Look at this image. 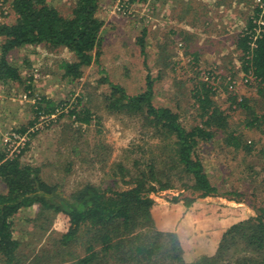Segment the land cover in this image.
Returning a JSON list of instances; mask_svg holds the SVG:
<instances>
[{"label":"trees","instance_id":"1","mask_svg":"<svg viewBox=\"0 0 264 264\" xmlns=\"http://www.w3.org/2000/svg\"><path fill=\"white\" fill-rule=\"evenodd\" d=\"M146 1L151 0H130ZM242 1L209 4L203 0L196 9L186 10L192 22L187 21L188 25L208 30L209 36L192 53L197 63L207 45L223 42L222 22L230 14L229 7ZM249 1L251 13L242 18L231 37L230 64L221 73L206 70L203 79L193 80L192 120L186 116L190 108L182 103L156 102V82L162 72L158 78L148 72L145 89L136 94L103 78L110 86L104 94L108 113L137 119L150 139L148 148L136 144L125 159L113 163L112 180L106 186L89 182L67 194L60 183L44 179L40 166L23 162L26 146H19V152L0 148V181L6 185L0 191L2 264H264V145L246 135L247 130L264 134V8ZM10 2L15 21L0 22V83L16 82L33 89V75L23 79L19 67L9 59L13 50L27 46L66 48L73 59L62 60L60 68L72 80L81 78L85 67L100 62L104 26L97 16L100 0H76L69 15L50 0ZM146 33L143 30L139 44L147 57ZM178 33L186 34L183 30ZM239 73L247 79L248 88H255V95L237 92ZM219 80L220 85L215 83ZM220 86L229 93L226 103L218 98ZM81 99L66 113L64 102L41 97L31 105L34 118L14 131L29 137L27 145L40 130L42 116L45 122H53L55 114L58 120L68 116L72 126H91L96 114L84 104L79 108ZM238 111L243 115L240 127L233 120ZM218 140L223 150L240 152L244 160L251 158L246 163L254 172L249 174L253 183L262 176L250 194L238 186L223 190L211 178L199 151ZM34 206L40 208L41 218L47 213L58 216L62 231L54 249H43L29 258L20 253L15 218ZM194 216L215 224L216 229L196 234L189 226Z\"/></svg>","mask_w":264,"mask_h":264},{"label":"rangeland","instance_id":"2","mask_svg":"<svg viewBox=\"0 0 264 264\" xmlns=\"http://www.w3.org/2000/svg\"><path fill=\"white\" fill-rule=\"evenodd\" d=\"M75 1L50 0L51 4L66 15L70 14ZM163 1L137 2L123 7L124 3L118 0H100L97 16L104 21L100 62L85 67L83 76L76 80L63 76L64 71L60 68L62 60L73 59V54L66 48L53 50L40 45L13 50L9 59L19 67L22 78L29 80L33 74L38 75H33V89H26L25 84L16 82L0 83V148L6 146L3 141L5 133L28 125L34 118L31 108L34 102L25 98L27 92L31 93L32 99L40 96L56 103L64 102L66 113L82 98L79 108L84 104L96 114L92 125L72 126L68 116H63L60 120L54 116L53 122L40 119V130L25 145L22 160L40 166L44 179L49 183H60L67 194L89 182L106 186L112 180L113 163L125 159V155L130 154L136 144L148 148L150 139L137 119L108 113L104 94L110 90V86L103 81L105 76L123 85L130 94H136L145 89L148 72L155 78L162 72L163 77L156 82V102L171 106L180 102L190 108L186 116L192 120L195 110L190 87L194 81L204 78L202 75L206 70L221 73L224 66L230 64L233 57L227 53L231 49V37L242 25V18L251 13L253 7L249 0H243L239 6L233 4L229 7L230 14L223 20L224 24L220 29L223 42L207 45L201 51L197 63L192 53L209 36L208 30L202 25H188L186 22L191 19L186 17L187 9L182 11L184 17L180 14L176 16L172 6ZM213 1L206 0L209 4ZM125 9L129 11L125 12ZM10 11L4 19L6 22L15 21ZM213 14L216 15V11ZM174 16L181 17V24H176ZM145 29L147 57L139 44ZM181 30L186 34L178 33ZM236 76L237 92L240 95H255V88H248L243 74ZM220 82L221 80L215 83L220 85ZM218 93L220 102L226 103L229 93L225 87L220 86ZM61 111L63 109L59 108V112ZM242 116L239 111L233 113V120L239 127ZM246 135L248 139L260 140V145H264L262 132L247 130ZM222 144L218 140L203 146L199 151L211 178L223 190L238 186L241 191L250 194L262 176L256 177L257 181L253 183L249 174L254 172L249 170L246 163L251 158L244 160V155L240 152L223 150ZM8 147L18 152L22 149L13 145ZM5 190L6 185L0 181V191ZM40 213V208L34 206L23 209L15 218V236L22 243L20 253L29 258L40 254L43 249H54V242L62 231L58 216L47 213L41 218ZM189 221V226L196 234L216 229L215 224L201 222V217L194 216Z\"/></svg>","mask_w":264,"mask_h":264},{"label":"built area","instance_id":"3","mask_svg":"<svg viewBox=\"0 0 264 264\" xmlns=\"http://www.w3.org/2000/svg\"><path fill=\"white\" fill-rule=\"evenodd\" d=\"M120 3H124L123 7H125L127 4L128 5H135L137 2H130V0H118ZM257 3L260 4L261 7L264 8V0H256ZM10 4L11 2L9 0H0V22L5 21V17L9 14V10H10ZM129 11L125 9V12ZM37 72V69H35ZM35 75V77L38 75V73L33 74ZM25 98L26 99H30L29 101H33L34 103L37 101V99H40V96H34V98L32 99L30 97V93H26L25 94ZM32 99V100H31ZM55 116V114L53 115V117ZM46 117L42 116L40 119L41 121H43ZM36 129V128H35ZM34 129V130H35ZM29 140L27 135H20L19 133L13 131L7 132L4 134L3 137V141L5 143V145L8 146H15V147H24L27 143V141ZM9 148V147H8Z\"/></svg>","mask_w":264,"mask_h":264},{"label":"crops","instance_id":"4","mask_svg":"<svg viewBox=\"0 0 264 264\" xmlns=\"http://www.w3.org/2000/svg\"><path fill=\"white\" fill-rule=\"evenodd\" d=\"M201 1H203V0H164L163 2H166V3L170 4V6H172L171 7L172 10H174L176 12L174 15L177 16L178 14H180L182 16L183 15L182 14L183 9H189V7H191V6H193L196 9V6L199 7L197 5V3H199V5H200ZM204 1H206V0H204ZM193 3H195V4H193ZM182 17H184V16H182ZM180 18L174 17V19L176 20V24H181L179 22Z\"/></svg>","mask_w":264,"mask_h":264}]
</instances>
